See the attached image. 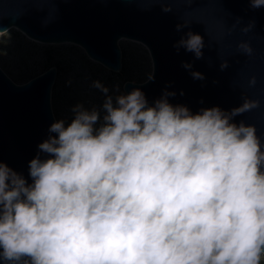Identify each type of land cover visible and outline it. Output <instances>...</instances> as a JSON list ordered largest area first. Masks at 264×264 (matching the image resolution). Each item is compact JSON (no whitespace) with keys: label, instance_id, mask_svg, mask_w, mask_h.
<instances>
[{"label":"clouds","instance_id":"obj_1","mask_svg":"<svg viewBox=\"0 0 264 264\" xmlns=\"http://www.w3.org/2000/svg\"><path fill=\"white\" fill-rule=\"evenodd\" d=\"M175 47L199 59L204 38L189 31ZM238 47L252 52L245 42ZM92 87L105 95L103 124L96 128L100 111L83 104L72 107L67 126L52 123L56 135L38 146L50 158L30 161L31 185L0 162V260L261 264L264 150L254 125L230 122L259 101L192 114L168 102L174 93L149 106L138 88L114 103L100 81Z\"/></svg>","mask_w":264,"mask_h":264},{"label":"water","instance_id":"obj_2","mask_svg":"<svg viewBox=\"0 0 264 264\" xmlns=\"http://www.w3.org/2000/svg\"><path fill=\"white\" fill-rule=\"evenodd\" d=\"M178 24L184 26L179 31ZM11 27L41 42L77 44L114 72L122 66L118 41L138 40L150 54L152 71L143 82L125 81V94L138 88L154 106L165 92L174 93L168 102L192 114L213 107L231 112L244 99L257 100L259 107L230 122L254 125L264 150V7L253 8L249 0H0V31ZM189 31L204 38L199 59L175 47ZM242 42L252 48L250 55L238 47ZM56 73L49 67L16 83L0 68V162L28 185L30 161L50 158L39 144L56 135L49 133L56 122L50 106Z\"/></svg>","mask_w":264,"mask_h":264},{"label":"rangeland","instance_id":"obj_3","mask_svg":"<svg viewBox=\"0 0 264 264\" xmlns=\"http://www.w3.org/2000/svg\"><path fill=\"white\" fill-rule=\"evenodd\" d=\"M118 45L124 69L114 72L89 58L77 44L41 42L11 27L0 31V68L14 82L23 83L26 78L55 67L57 73L50 95L55 120L63 119L67 126L73 119L72 107L83 104L86 109L100 111L101 119L95 126L98 128L106 114L102 108L105 95L92 87L93 81L107 87L115 103L116 96L125 94V81L143 82L152 71L150 54L142 42L121 38ZM262 259L264 264V257Z\"/></svg>","mask_w":264,"mask_h":264},{"label":"trees","instance_id":"obj_4","mask_svg":"<svg viewBox=\"0 0 264 264\" xmlns=\"http://www.w3.org/2000/svg\"><path fill=\"white\" fill-rule=\"evenodd\" d=\"M124 68H123V66H121V70H123ZM33 76H30V77H28V78H26V80H24V81H27V80H29L30 78H32ZM261 264H263V259L261 260Z\"/></svg>","mask_w":264,"mask_h":264}]
</instances>
